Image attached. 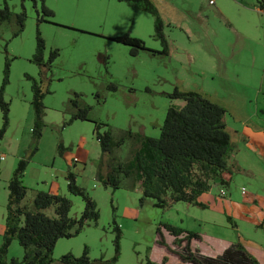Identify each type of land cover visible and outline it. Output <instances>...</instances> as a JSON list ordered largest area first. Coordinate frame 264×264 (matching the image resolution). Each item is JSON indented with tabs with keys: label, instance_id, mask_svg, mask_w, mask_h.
<instances>
[{
	"label": "rangeland",
	"instance_id": "374dc122",
	"mask_svg": "<svg viewBox=\"0 0 264 264\" xmlns=\"http://www.w3.org/2000/svg\"><path fill=\"white\" fill-rule=\"evenodd\" d=\"M35 1L36 6L32 0H0V7L6 3L11 11L24 10L27 16L17 36L12 35L13 23H0V85L4 58L9 61V81L3 89L8 125L0 138V244L8 175L18 159L31 153L23 176L28 188L24 204L31 207L36 190H49L67 197L71 201L69 215L77 217L84 202L67 191L64 179L67 160L77 156L76 183L95 200L99 218L88 221L77 235L57 240L51 264H59L57 259L67 252L80 255L84 247L91 259H110L114 254L112 212L122 236L119 257L110 264H143L146 255L153 261L166 255L168 264H180L178 247L163 229L167 244H158L159 223L195 231L202 249L215 250L222 241L238 239L264 264V228L256 226L260 218L264 219V212L251 207L250 200L253 193L259 201L264 200L263 180L253 183L238 176L235 196L237 201L246 200L250 206L247 212H224L207 196L202 197L211 203L207 208L177 202L162 209L154 206L150 197L141 202L139 187L113 190L96 179L98 170L105 169L106 155L93 135L92 121L74 120L62 125L69 118L68 99L76 92L91 106L90 119L104 124L102 130L110 128L117 135L130 129L157 137L167 108L182 104V100L168 95L175 88L196 91L221 105L230 133L240 120L252 123L256 116H264L256 105V98L264 96V12L238 14L234 0H217L221 13L205 6L206 0H150L164 23L167 53L141 50L132 56L128 46L111 38L128 33L142 39L148 49L163 48L153 36V16L148 12L117 0H44L53 16L49 22H37L41 2ZM37 30L44 40L45 61L50 50H58V56L45 68L31 61ZM26 75L47 90L43 98L45 126L37 141L31 135V79ZM109 84H114L115 90ZM59 143L65 147L60 154ZM127 154L128 143L116 150L121 160ZM226 215L238 228L231 227ZM192 245L196 246L194 242ZM22 255V247L13 240L6 258L21 259Z\"/></svg>",
	"mask_w": 264,
	"mask_h": 264
},
{
	"label": "trees",
	"instance_id": "16d2710c",
	"mask_svg": "<svg viewBox=\"0 0 264 264\" xmlns=\"http://www.w3.org/2000/svg\"><path fill=\"white\" fill-rule=\"evenodd\" d=\"M34 6L36 1L32 0ZM136 9L148 12L153 16V36L163 45L160 50L148 49L142 39L122 33L112 37L115 42L129 47V54L135 56L141 50L152 54L167 53V43L162 32L163 20L158 10L150 0H117ZM40 12H36L37 22H49L53 11L49 9L44 0H40ZM262 6V2L259 3ZM26 12H13L5 3L0 7V23L11 22L15 25L13 36H17L24 27ZM44 40L39 31H36V45L32 55L38 67H48L58 56V50L49 51L48 59L44 60ZM2 80L0 85V111L1 126L0 138L8 125V102L3 99V89L8 83L9 61L4 58ZM31 79L30 105L33 111L32 138L37 141L45 126V105L43 98L47 90H42L40 82ZM109 88L115 90L114 84ZM170 98L182 100L181 105H170L160 127L159 135L151 137L142 132L130 129L120 130L114 135L110 128L103 129L104 124L90 119L91 106L86 104L81 94L73 92L68 99L69 118L62 125H68L74 120L92 121L93 135L96 138L101 152L106 155L105 169L98 170L96 179L103 187L113 190L123 187L134 190L139 187L140 201L150 197L154 199V206L165 209L177 202L206 208L207 204L199 200L200 196L208 192L215 180L223 172L234 173L241 168L229 163L234 151L231 133L225 123L226 110L219 104L210 101L200 93L192 90L180 91L174 89ZM98 98V93H95ZM128 143V154L124 160L119 159L116 150ZM36 146L33 147L34 151ZM65 151L61 143L58 153ZM31 156V153L29 154ZM29 156L18 159L15 168L7 183V203L4 218V227L0 244V264H51L52 251L57 240L71 238L77 235L88 221L96 222L99 211L95 200L86 189L76 183V173L71 167L67 168L65 180L67 191L80 196L84 202L83 210L77 217H71L69 211L71 201L60 194L50 191L36 190L32 198L31 207L23 203L28 188L23 183V176L29 161ZM222 184V180H220ZM51 209L52 212H45ZM114 209V208H113ZM228 219V218H227ZM111 229L114 234V254L110 259L102 257L91 259L87 248L84 247L80 255L67 252L57 261L59 264H110L119 257V241L122 236L121 229L112 212ZM162 229L173 237L172 243L178 247L180 264H259L236 240L226 247L222 253L210 256L192 248V239L198 240L199 234L179 226L168 223H159L156 228L157 242L166 246ZM15 240L23 249L21 259L6 258L11 242ZM143 264H168L166 255L159 261L151 260L145 256Z\"/></svg>",
	"mask_w": 264,
	"mask_h": 264
},
{
	"label": "crops",
	"instance_id": "0c3cea01",
	"mask_svg": "<svg viewBox=\"0 0 264 264\" xmlns=\"http://www.w3.org/2000/svg\"><path fill=\"white\" fill-rule=\"evenodd\" d=\"M234 3L236 6L235 8L237 10L236 12H240L238 14L241 15H245L246 13L248 15L250 12L259 13V14L264 12V2H262L261 7L258 6L259 3H256L255 0H234ZM204 5L207 7L214 8L216 12H220V13L222 12L221 8L219 7V4L217 3V0H214V3L212 5H209L208 3ZM234 28L239 29L238 27L235 26ZM241 29L242 31L244 30L243 28ZM262 84H264V82ZM256 105H257V112L264 115V96L262 98H256ZM256 117L257 118L252 123H249L244 120L242 121L240 120L236 127L230 129V131L232 132L231 136H232V141L234 143V151L230 156L229 163L234 164L241 169L238 172H234V173L223 172L221 174V177L216 179L214 184H212L210 190L200 196L199 200L207 204V207L208 204L210 205L211 203L210 201H207V203L204 202L202 200V197L204 196H207V198L210 199L214 205L223 208V210L225 209L224 212H235L236 210H239L241 212H247L248 207H250L248 203H245L246 200L237 201V197L235 196L236 193L235 188H237L238 185V176L247 177L251 181H253V183H256L257 181L260 180L264 181V116H256ZM32 120H33V111H32ZM78 161H80V159L77 156L69 157V159L66 162L67 163L66 165L68 167H71L72 170L76 173L77 170L79 169L76 167V163H79ZM12 171L10 175H8L9 176L8 180L12 174ZM66 171L67 169L65 170L64 173V179H65ZM219 179L222 180L223 182L222 184L220 183ZM242 188L244 187H241V192H242ZM222 190L224 191V194L220 193ZM252 195L253 198L250 199L252 202L251 207L253 206L257 208L259 212H264V200L259 201V199L256 198L259 196L255 193H253ZM226 219L230 223L231 227L238 228L237 222L234 221L231 218V216L226 215ZM256 226L260 228H264V219L260 218L256 222ZM2 231L3 229L1 230V235H2ZM235 241L232 242L231 240L222 241L221 246L216 248L215 250L210 248L202 249L199 246L200 241L196 239H192L190 245L192 248H198L200 252L205 255L215 256L222 253V251L226 247H228L231 243ZM192 242H194L196 246L192 245ZM243 246L252 256H254L253 255L254 252L250 248H248L244 244ZM255 258L258 260V263L261 264L259 258L258 257Z\"/></svg>",
	"mask_w": 264,
	"mask_h": 264
},
{
	"label": "built area",
	"instance_id": "2783aa9c",
	"mask_svg": "<svg viewBox=\"0 0 264 264\" xmlns=\"http://www.w3.org/2000/svg\"><path fill=\"white\" fill-rule=\"evenodd\" d=\"M209 5H212L214 3V0H206ZM256 3L264 2V0H255ZM76 160V159H75ZM242 192H244V188H242ZM221 194H224V191L222 190L220 192Z\"/></svg>",
	"mask_w": 264,
	"mask_h": 264
},
{
	"label": "flooded vegetation",
	"instance_id": "af4514ba",
	"mask_svg": "<svg viewBox=\"0 0 264 264\" xmlns=\"http://www.w3.org/2000/svg\"><path fill=\"white\" fill-rule=\"evenodd\" d=\"M259 6V5H258ZM260 7V6H259Z\"/></svg>",
	"mask_w": 264,
	"mask_h": 264
}]
</instances>
